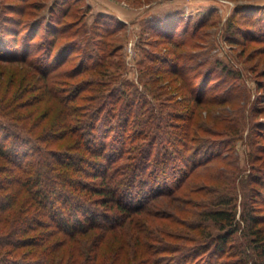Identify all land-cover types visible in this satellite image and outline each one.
<instances>
[{
  "label": "trees",
  "instance_id": "trees-1",
  "mask_svg": "<svg viewBox=\"0 0 264 264\" xmlns=\"http://www.w3.org/2000/svg\"><path fill=\"white\" fill-rule=\"evenodd\" d=\"M27 7L16 9L20 18L3 20L0 38V264H247L248 243L232 241L239 230L257 250L253 264H264L262 206L245 205L237 218L233 196H218L221 187L194 174L222 157L208 121L212 103L228 96L215 93L209 68H170L181 79L205 78L197 85L188 79L190 103L173 116L183 123L144 113L141 98L139 118L135 96L116 92L108 80H72L104 65L103 48L95 65L91 56L88 64L60 68L69 57L59 58L55 48L68 29L59 20L44 23L49 36L40 60L30 58V48L19 52L16 36L6 33L23 22L37 33L39 19L21 18ZM217 65L222 74L232 71ZM132 122L138 127L131 130ZM230 123L227 134H237L240 121ZM186 181L185 191L207 194L193 209L174 195ZM253 190L248 198L257 201L264 189Z\"/></svg>",
  "mask_w": 264,
  "mask_h": 264
},
{
  "label": "rangeland",
  "instance_id": "rangeland-1",
  "mask_svg": "<svg viewBox=\"0 0 264 264\" xmlns=\"http://www.w3.org/2000/svg\"><path fill=\"white\" fill-rule=\"evenodd\" d=\"M30 2H36L37 7ZM246 3L258 7H236ZM22 4L28 5L27 10L34 15L26 13L22 20L33 17V21L39 19L40 23L35 35L36 27L27 26L26 22L14 24L13 30L6 33L16 36L13 43L16 42L19 52L30 48L34 52L30 58L40 60L44 54L41 47L47 48L45 39L49 36L44 23L59 20L62 29H68L58 33L55 48L62 50L59 58L69 57L60 68L88 64L91 56L95 65L103 48L108 52L104 65L86 69L72 80H108L111 87H118L116 92L123 90L125 96H135L139 118L144 116L140 112L141 98L144 113L165 112L172 116L173 125L183 123L173 116L185 113L184 107L190 103L187 83L195 79L193 83L197 85L205 78L188 75L181 79L170 68L173 64L185 71L189 66H196L199 71L209 68L208 80L215 84V93L228 96L227 100L212 103L213 117L208 121L217 133L212 136L213 147L219 148L222 157L206 167H198L194 174L200 177L199 182L203 177L221 187L218 196H233L237 218L242 208H249L251 203L262 206L260 213L264 214V193L257 201L251 198L252 193L258 192H252V187L264 189V33L260 32L264 0H0V38L5 36L3 20L10 15L20 18L16 9ZM66 9L68 14L62 17ZM177 54L181 58H175ZM203 60L207 62L202 63ZM219 61L232 71L218 72ZM185 64L187 67H183ZM206 111L203 109L202 114ZM230 118L240 121L235 135L227 134ZM132 127L138 125L132 122L129 128ZM259 179L262 185L254 181ZM187 183L174 195L193 209L190 204H200L202 195L207 194L185 191ZM247 239L244 230H239L232 241L237 245L248 243V257L244 258L247 264L257 263V250Z\"/></svg>",
  "mask_w": 264,
  "mask_h": 264
}]
</instances>
